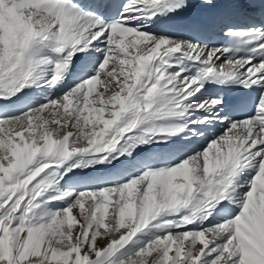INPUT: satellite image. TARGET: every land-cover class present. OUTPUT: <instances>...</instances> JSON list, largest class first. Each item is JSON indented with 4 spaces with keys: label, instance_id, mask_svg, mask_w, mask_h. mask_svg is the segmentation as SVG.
Listing matches in <instances>:
<instances>
[{
    "label": "snow or ice",
    "instance_id": "6c2138e0",
    "mask_svg": "<svg viewBox=\"0 0 264 264\" xmlns=\"http://www.w3.org/2000/svg\"><path fill=\"white\" fill-rule=\"evenodd\" d=\"M0 264H264V0H0Z\"/></svg>",
    "mask_w": 264,
    "mask_h": 264
}]
</instances>
